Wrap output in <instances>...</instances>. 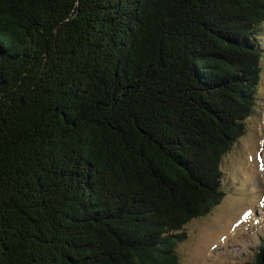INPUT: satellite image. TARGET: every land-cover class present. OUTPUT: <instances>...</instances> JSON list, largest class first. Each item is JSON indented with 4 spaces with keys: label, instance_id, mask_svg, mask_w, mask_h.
<instances>
[{
    "label": "trees",
    "instance_id": "16d2710c",
    "mask_svg": "<svg viewBox=\"0 0 264 264\" xmlns=\"http://www.w3.org/2000/svg\"><path fill=\"white\" fill-rule=\"evenodd\" d=\"M263 21L264 0H0V264H178L257 103Z\"/></svg>",
    "mask_w": 264,
    "mask_h": 264
},
{
    "label": "rangeland",
    "instance_id": "374dc122",
    "mask_svg": "<svg viewBox=\"0 0 264 264\" xmlns=\"http://www.w3.org/2000/svg\"><path fill=\"white\" fill-rule=\"evenodd\" d=\"M260 29L257 103L244 133L223 155V198L184 226L178 264H257L264 246V21Z\"/></svg>",
    "mask_w": 264,
    "mask_h": 264
},
{
    "label": "bare ground",
    "instance_id": "6f19581e",
    "mask_svg": "<svg viewBox=\"0 0 264 264\" xmlns=\"http://www.w3.org/2000/svg\"><path fill=\"white\" fill-rule=\"evenodd\" d=\"M240 168V167H239Z\"/></svg>",
    "mask_w": 264,
    "mask_h": 264
},
{
    "label": "water",
    "instance_id": "95a60500",
    "mask_svg": "<svg viewBox=\"0 0 264 264\" xmlns=\"http://www.w3.org/2000/svg\"><path fill=\"white\" fill-rule=\"evenodd\" d=\"M264 260V259H263Z\"/></svg>",
    "mask_w": 264,
    "mask_h": 264
}]
</instances>
